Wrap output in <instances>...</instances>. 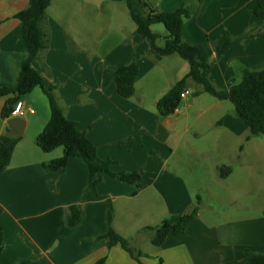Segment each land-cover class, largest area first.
<instances>
[{
	"label": "crops",
	"instance_id": "crops-1",
	"mask_svg": "<svg viewBox=\"0 0 264 264\" xmlns=\"http://www.w3.org/2000/svg\"><path fill=\"white\" fill-rule=\"evenodd\" d=\"M71 3L72 0H51L42 24L49 33V46L42 59L33 63V69L41 73L46 86H55L65 117L77 123L100 159L113 162L112 172H138L141 176L128 184L99 174L96 197L86 189L89 173L81 159H70L64 171L45 170L43 164L60 158L63 150L46 154L36 146V137L47 124L50 111L39 114L30 103L33 90L27 95L28 102L22 99L25 109L32 110V114H26L31 117L23 118L21 139L9 166L0 173V264H96L101 259L106 260L105 264H139L119 245L108 248L106 240L101 239L107 233L109 204L113 209L112 229L142 253L141 264H245V249L264 253V187L259 182L251 186L248 182L249 167L243 162L242 143L249 144L251 139L245 141L248 128L233 106L214 97L209 104L205 99L196 102L206 93L188 79L184 91L196 98L188 102L187 95L173 115L160 116L157 102L186 78L189 64L178 55H155L136 30L128 42L91 57L88 41L81 35L83 25L77 22L84 7L75 4L71 12ZM187 3L191 14L183 22L182 36L190 45L212 43L225 31L239 37L256 20V0H174L165 3L161 11L174 12ZM27 5L28 0H0V84L9 88L15 85L27 57L22 26L15 18ZM141 18L146 19L147 14ZM135 45L140 47L141 55L135 92L130 99H122L116 90L115 70L129 63ZM214 58L213 55L209 68L200 70V75L224 94L237 83V68L264 69V24L219 60ZM159 71L165 73V86L158 96L150 97L149 92L160 83L156 75ZM7 100L8 97L0 99V135L7 127L8 120L1 118ZM190 110H196L195 121L202 127L206 115L216 112L218 130L212 143L209 139L207 142L212 147L205 151L191 144L188 150L196 159L216 152L215 164H201L196 171L190 167L187 173H195L208 201L218 209L206 215L198 210L183 233L169 234L160 247H155L150 242L152 234L142 229L165 220L171 222L195 208L191 202L195 194L187 189V180L178 173L180 170L168 166L193 130V124L182 132L175 130L180 113L188 116ZM225 112L227 115L220 117ZM26 132L33 140L25 139ZM173 136L175 142L170 139ZM194 136L196 141L205 138L198 131ZM117 142L123 145L113 146ZM146 154L153 156L156 163H147L151 159ZM235 160L244 166L240 171L233 167ZM208 173L214 180L212 190L207 181L203 184ZM186 199L189 202L184 206ZM74 205L79 206L81 219L76 226L68 227L66 215ZM165 209L171 211L168 219ZM145 243L154 249H143Z\"/></svg>",
	"mask_w": 264,
	"mask_h": 264
},
{
	"label": "trees",
	"instance_id": "trees-1",
	"mask_svg": "<svg viewBox=\"0 0 264 264\" xmlns=\"http://www.w3.org/2000/svg\"><path fill=\"white\" fill-rule=\"evenodd\" d=\"M113 1H124L126 3L130 18L136 26L137 34L147 42L150 51L160 57L178 55L189 64V73L186 78L175 84L157 102V110L160 116L166 117L174 114L181 103L180 95L184 92L186 80L189 79L200 85L203 93L218 100H227L232 104L237 116L243 120L248 128L247 141L253 137L264 139V69L237 68L238 81L224 94L218 93L210 81L200 75L201 69L211 66L213 55L215 56L214 60H219L233 45L243 42L253 31L264 24V0H256L254 26L243 35L232 37L225 31L214 42H207L198 46L186 43L182 36L183 22L191 14L189 7L181 6L174 12L164 13L144 2L142 5L147 12V18L143 19L134 12L130 0ZM50 4L51 0H28L26 9L15 16L22 26V39L27 49V57L20 67L15 85L9 88L0 84V99L8 97L6 106L1 111V118L3 120L12 118L15 104L22 101L35 88H39L48 101L50 118L41 133L36 137V146L46 154L58 148L63 150V155L60 158L44 163V169L47 171H64L70 159H81L89 173L86 189L99 197L96 194V187L99 183L97 175L104 174L121 182L133 184L140 179L141 173L112 172L113 162L110 159H100L96 147L88 140L86 134L79 130L77 123L65 117L55 96V86H46L41 73L33 69V63L41 58V55L49 46V33L44 30L42 24ZM153 25H162L166 34L153 33L151 30ZM159 40H163L162 46L157 45ZM139 59H141L140 47L135 45L129 63L115 70L116 90L122 99H130L134 95ZM42 66L46 68L44 64ZM194 95H197V93ZM20 139L21 137L13 135L8 127H5L4 133L0 135V173L9 166L15 146ZM121 145H123V142L113 144L117 147ZM226 170L229 172L230 169L227 168ZM198 210V206H196L190 214L180 216L175 225H171L165 220L158 226L146 227L142 231L150 232L152 234L151 244L160 247L169 234L179 235L183 233L186 224L196 217ZM80 219L79 206H71L66 215V225L74 227L80 222ZM112 219L113 209L109 204L107 233L101 239L106 240L108 248L119 245L133 260L141 264L139 258L143 256L142 253L132 248L126 239L114 232L111 227ZM1 250L2 233L0 230V253ZM243 256L245 264H264V253H254L245 249ZM105 261V259H101L96 264H105Z\"/></svg>",
	"mask_w": 264,
	"mask_h": 264
},
{
	"label": "rangeland",
	"instance_id": "rangeland-1",
	"mask_svg": "<svg viewBox=\"0 0 264 264\" xmlns=\"http://www.w3.org/2000/svg\"><path fill=\"white\" fill-rule=\"evenodd\" d=\"M169 1L174 0H130L132 9L139 16L147 14L146 10L143 8L142 3L146 2L158 11L164 12L161 10H165V3ZM75 4L84 7L83 14L79 17V20L77 19V22H80V24L83 25L82 29H80L81 35L84 37V40L88 41L89 54L91 57L98 56V54H106L112 51L114 46L121 43L123 44L126 41L128 42V40H130V38L135 34L136 26L130 18L129 10L124 1L114 2L113 0H72V3L70 4L71 8L69 7V11L72 12ZM190 6L191 5L188 4L187 7H189L190 9ZM75 21L76 19L74 18V22ZM151 30L153 33H157L160 35L166 34L165 29L162 25H153L151 27ZM157 44H159V46H162L163 40H159ZM156 75H159L157 80L160 81V83L157 87L154 88V90L149 92L150 97L158 96L162 88L165 86V73L161 74V71H159L158 74L156 73ZM174 78L175 75L173 74L172 79ZM163 79L164 81H162ZM192 95L193 94L187 96L188 102L196 98V96ZM28 96L25 97V100L28 102V98L30 97V103L37 107L39 114H42L45 111L49 112L48 101L39 88H35L34 91L30 94V96ZM204 99L207 100L208 104L211 101H214L213 97L208 94H204L203 96H201V98H197L196 102L199 103ZM181 104L182 105L180 107L183 106L184 101H182ZM227 105L228 107L232 108L230 102H228ZM196 114V110H190L188 116H184V112L180 113V116H178V124L175 128L176 132H182L183 130H185L186 126H192V124L193 130L190 131L186 139L181 144L179 152L171 157L168 166L170 169L180 170L178 171V173L183 176L184 179L187 180V189L190 190L192 194H195L191 198V202H193L195 207L198 206V209L203 215H206L212 214V211L217 210L218 205H214L211 201H208L205 193L198 185V179L195 173H187V170L188 168L193 167L196 171V168L201 164L211 167L213 164H215L218 154L214 152L208 156L205 155L203 159H196L193 155L189 153L188 150L191 144H193L198 146L199 149L208 151L212 147L209 143H207L208 139L210 140V143H212L214 135L218 130V127L215 125V123L217 122V120L215 119L217 117H214V115H216V112H214V115H212L211 113H208L206 115L203 127L201 126L200 122L195 121ZM224 114H226V112L222 113L220 117ZM26 117L30 118L31 116L28 115ZM196 131L202 132V134H204V140L196 141L194 139V133ZM25 139H28V141L33 140L29 139V132H26ZM170 139L172 142H175L176 140L174 136ZM242 145L245 147L243 162L244 165L249 167V170L247 169L249 173L247 178L248 182L250 183V186L253 182H259L260 185H263L264 187V139L262 137H253L251 138L249 144L242 143ZM60 149L62 150V148ZM146 157L148 159H151L150 161L146 160L147 163H156L153 160V156L146 154ZM233 164L235 165L233 167H236L238 171H240V168L243 166L240 165L241 162H238L236 160ZM209 175V173L205 175V177L203 178V184L205 186L207 181V184L210 188L209 190H212L214 180L212 179V177H209ZM198 198L201 199V203L199 202ZM187 202H189L188 199H186V201L183 203L184 206H187ZM249 206L252 207V205ZM170 215L171 211L165 209V218H170ZM178 217H180V214L176 217V219H172L171 222L170 220H168V222L170 224H173L174 221L177 222ZM155 224H157L156 226L160 225V223ZM147 247L149 249H154L150 244L145 243L143 249H146Z\"/></svg>",
	"mask_w": 264,
	"mask_h": 264
},
{
	"label": "water",
	"instance_id": "water-1",
	"mask_svg": "<svg viewBox=\"0 0 264 264\" xmlns=\"http://www.w3.org/2000/svg\"><path fill=\"white\" fill-rule=\"evenodd\" d=\"M7 127L16 136H21L25 127V120L18 117H12L7 121Z\"/></svg>",
	"mask_w": 264,
	"mask_h": 264
},
{
	"label": "built area",
	"instance_id": "built-area-1",
	"mask_svg": "<svg viewBox=\"0 0 264 264\" xmlns=\"http://www.w3.org/2000/svg\"><path fill=\"white\" fill-rule=\"evenodd\" d=\"M189 91H184L181 93L180 98L184 99L187 95H189ZM27 113L32 114V110H26L24 107V104L22 101H19L18 103L15 104L13 112H12V116L13 117H18V118H24L26 116Z\"/></svg>",
	"mask_w": 264,
	"mask_h": 264
}]
</instances>
